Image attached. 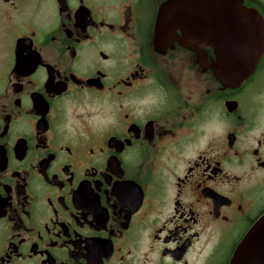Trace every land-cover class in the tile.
<instances>
[{"label": "flooded vegetation", "instance_id": "obj_1", "mask_svg": "<svg viewBox=\"0 0 264 264\" xmlns=\"http://www.w3.org/2000/svg\"><path fill=\"white\" fill-rule=\"evenodd\" d=\"M166 1L0 0V264H229L264 214V42L225 84Z\"/></svg>", "mask_w": 264, "mask_h": 264}, {"label": "water", "instance_id": "obj_2", "mask_svg": "<svg viewBox=\"0 0 264 264\" xmlns=\"http://www.w3.org/2000/svg\"><path fill=\"white\" fill-rule=\"evenodd\" d=\"M181 29L182 42L215 48L217 77L237 85L255 69L263 52L264 20L244 0H168L160 7L156 35ZM196 50H198L196 48ZM229 264H264V214L236 248Z\"/></svg>", "mask_w": 264, "mask_h": 264}]
</instances>
